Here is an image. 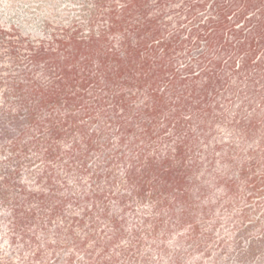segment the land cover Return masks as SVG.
Wrapping results in <instances>:
<instances>
[{"label":"rangeland","instance_id":"rangeland-1","mask_svg":"<svg viewBox=\"0 0 264 264\" xmlns=\"http://www.w3.org/2000/svg\"><path fill=\"white\" fill-rule=\"evenodd\" d=\"M0 264H264V0H0Z\"/></svg>","mask_w":264,"mask_h":264}]
</instances>
